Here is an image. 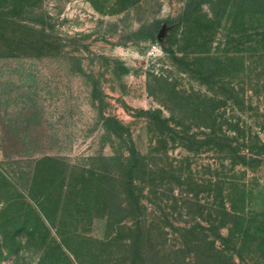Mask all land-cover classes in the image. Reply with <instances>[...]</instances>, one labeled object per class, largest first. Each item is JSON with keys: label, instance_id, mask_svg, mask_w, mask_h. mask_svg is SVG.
Segmentation results:
<instances>
[{"label": "rangeland", "instance_id": "obj_1", "mask_svg": "<svg viewBox=\"0 0 264 264\" xmlns=\"http://www.w3.org/2000/svg\"><path fill=\"white\" fill-rule=\"evenodd\" d=\"M32 2L16 15L31 28L12 29L0 47V264H128L129 250L114 239L118 228L105 220L104 210L117 209L119 198L90 200L84 212L75 203L76 188L69 187L81 173L113 169L109 157L127 155V135L151 167L170 163L200 191L198 209L180 196L179 186L161 181L159 170L157 186L144 189L149 264H181L174 252L187 239L181 228L206 223L208 189H244L252 193L251 206L263 208L264 152L250 167L231 164L211 148L158 147L143 110L160 108L165 117L173 111L198 131L193 121L200 120L187 102L212 91L186 63L202 69L219 64L223 90L234 96L219 108L220 120L233 127L229 136L239 127L264 141V42L252 40L254 27L264 24V0ZM152 44L157 49L150 54ZM108 118L118 122L121 137ZM185 247L190 256L191 245ZM255 260L247 254L244 262Z\"/></svg>", "mask_w": 264, "mask_h": 264}, {"label": "trees", "instance_id": "obj_2", "mask_svg": "<svg viewBox=\"0 0 264 264\" xmlns=\"http://www.w3.org/2000/svg\"><path fill=\"white\" fill-rule=\"evenodd\" d=\"M29 1L0 0V47L5 39H9L12 29L18 28L25 31L31 28L16 17L18 13L30 10ZM32 1L31 5H34L38 0ZM252 40L257 45L264 42V24L254 27ZM186 64L191 73L196 74L203 83L208 85L212 94L196 93L194 100L187 102L196 118L200 120L193 121L198 131H190V125H184L186 118L175 117L170 106L162 99H160L161 104L171 111L169 116H161L160 108L143 110L149 125L157 133V146L165 148L170 143L193 152L211 148L228 158L231 164L257 166L264 152V141L256 133L245 135L239 127H234L237 133L229 136L227 130L233 127L220 120L219 108L226 105L227 101L234 100V96L228 89L223 90L222 75L224 74L218 70L222 67L217 64L213 69H202L193 64ZM190 95L188 94L185 98ZM175 102L181 105L179 100ZM173 118H176L174 124H170L169 121ZM108 121L111 122V130L121 137L122 131L118 122L109 118ZM123 144L127 150L126 156L109 157L114 162L113 169L107 171L98 169L97 172L90 170L87 176L81 173L78 181L66 187L77 189L74 190L79 194V198L75 199V203L82 206L84 212L88 201L94 200L97 203L100 199L108 200L112 194H115L119 198L117 203L119 207L104 210L106 225L111 229L117 227L121 232H118V236H114V239L123 242L127 247L126 251L129 250L128 264H149L150 261L143 249V244L149 241L150 232L141 219L144 208L141 199L145 196L144 189L148 187L151 190V187L157 186L155 174L159 170L162 173L160 180L164 178V182L179 186L180 196L185 199V202L195 204L198 209L202 205L199 202L200 191L199 188L196 189V183L189 175L175 169L170 163L166 167H157L156 170V167H151L146 156L136 151L129 135L123 140ZM107 179L112 180L115 186L107 183ZM222 185L220 184L219 189L213 194L210 189L207 191V196H211L212 201L205 207L206 223L196 221L181 228L183 232L181 235L186 236L187 239L184 246L175 249V255L179 257L181 264H250L244 262L245 256L250 254L256 259L254 264H264V206L256 211L247 196L252 194L251 192L246 193L244 189L239 192L231 189L223 190ZM41 206L40 210L48 222H52V214L43 204ZM126 218L130 220L129 224L125 223ZM223 227L226 228L225 234L220 231ZM217 240L220 246L216 245ZM188 243L192 247V250L189 248L192 251L190 256L184 254L187 250L185 245ZM176 256L175 258H178ZM235 256L238 258L237 261L234 259ZM47 264L54 263L49 260Z\"/></svg>", "mask_w": 264, "mask_h": 264}, {"label": "built area", "instance_id": "obj_3", "mask_svg": "<svg viewBox=\"0 0 264 264\" xmlns=\"http://www.w3.org/2000/svg\"><path fill=\"white\" fill-rule=\"evenodd\" d=\"M156 45L152 44L149 49H148V53L153 54L156 51Z\"/></svg>", "mask_w": 264, "mask_h": 264}]
</instances>
